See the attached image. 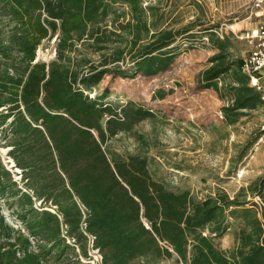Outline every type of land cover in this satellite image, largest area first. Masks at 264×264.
Wrapping results in <instances>:
<instances>
[{"label":"trees","instance_id":"obj_1","mask_svg":"<svg viewBox=\"0 0 264 264\" xmlns=\"http://www.w3.org/2000/svg\"><path fill=\"white\" fill-rule=\"evenodd\" d=\"M118 6L129 8L127 22ZM153 11L142 0H0L1 55H18L0 69V145L20 171L18 182L0 156V197L24 226L10 224L0 206V264H84L75 245L87 257L89 238L102 264H264V213L228 196L196 201L156 181L146 158L108 148L154 116L138 109L121 121L103 101L108 90L92 99L93 88L109 75H155L175 59L176 36L150 22ZM55 36L57 58L36 61ZM212 41L220 53L203 75L206 88L231 71L227 42ZM237 65L225 110L232 125L241 111L261 108ZM227 212L243 215L229 252L211 238L227 234Z\"/></svg>","mask_w":264,"mask_h":264},{"label":"rangeland","instance_id":"obj_2","mask_svg":"<svg viewBox=\"0 0 264 264\" xmlns=\"http://www.w3.org/2000/svg\"><path fill=\"white\" fill-rule=\"evenodd\" d=\"M142 3L144 8H154L150 22L161 20L159 29L167 31L168 37L176 36L175 59L168 69L155 75L147 77L139 73L129 78L109 75L93 88L92 99L108 90L103 101L115 110L116 118L121 121L126 119L125 112L132 115L138 109L154 116L137 123L128 134L114 138L108 145L110 152L146 158L156 181L175 191L189 190L196 201L228 196L230 200L237 199L254 207L261 216L264 150L262 147L255 149L263 120L262 110L241 111L244 115L234 125L228 122L225 113L234 105V89L238 87L234 76L237 62L243 61L251 51L250 45L240 39L255 26L250 1L142 0ZM117 8L127 14L121 22H127L131 17L129 8ZM111 20L110 16L109 26ZM153 34L151 30L150 36ZM160 35L161 32H157L156 39ZM207 36L210 41L206 40ZM57 37L43 41L37 50L39 62L49 63L57 58ZM212 40L227 42L226 62L231 65V71L217 79L213 88H206L203 75L212 66L211 60L220 53ZM1 54L2 51L0 69L6 60L18 56L15 52L7 59ZM127 63L123 65L124 70L135 73L134 64L129 59ZM0 142L3 144V139ZM8 151L0 145V156L9 169L14 163L6 158ZM13 171L19 182L20 176ZM19 188H23L22 184ZM258 194L261 200L256 204ZM4 201L0 197L1 211L7 221L24 228ZM226 216L230 226L227 234L211 238L217 247L229 252L237 246L243 215L238 214L240 219H236L227 212ZM205 235L210 236L207 231ZM92 242L89 238L87 257L75 245L77 256L84 264H102ZM32 244L35 249L36 244ZM163 264L175 263L168 260Z\"/></svg>","mask_w":264,"mask_h":264},{"label":"built area","instance_id":"obj_3","mask_svg":"<svg viewBox=\"0 0 264 264\" xmlns=\"http://www.w3.org/2000/svg\"><path fill=\"white\" fill-rule=\"evenodd\" d=\"M249 1L251 5V18L254 17L255 26L240 37L241 40H245L251 47L249 55L243 60L241 71L248 78L249 87L258 93L261 100L263 120L256 143L255 150L257 151L260 147L264 150V0ZM206 40L209 41L208 38H206ZM90 97L93 98L91 94ZM13 167V165L10 166L9 170L13 171ZM15 171L20 173L17 169H15ZM260 200L261 195L258 194V196L255 197L256 204H259L258 201ZM260 210L261 213H264V208H262V206Z\"/></svg>","mask_w":264,"mask_h":264},{"label":"crops","instance_id":"obj_4","mask_svg":"<svg viewBox=\"0 0 264 264\" xmlns=\"http://www.w3.org/2000/svg\"><path fill=\"white\" fill-rule=\"evenodd\" d=\"M206 38H208V39H209V41H210V38H209L208 36H207ZM221 39H222V40H224V38H223V37H222ZM217 51H219V50H217ZM219 52H220V51H219ZM241 73H242V71H241ZM242 75H243V76H245L243 73H242ZM245 77H246V76H245ZM246 79H247V81H249L247 77H246ZM237 84H238V83H237ZM248 85H249V84H248Z\"/></svg>","mask_w":264,"mask_h":264},{"label":"water","instance_id":"obj_5","mask_svg":"<svg viewBox=\"0 0 264 264\" xmlns=\"http://www.w3.org/2000/svg\"><path fill=\"white\" fill-rule=\"evenodd\" d=\"M13 166H15V164Z\"/></svg>","mask_w":264,"mask_h":264}]
</instances>
